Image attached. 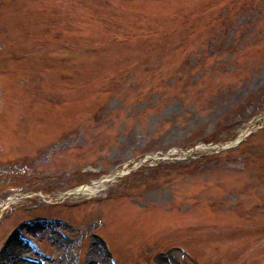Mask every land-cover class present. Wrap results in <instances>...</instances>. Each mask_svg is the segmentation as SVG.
I'll use <instances>...</instances> for the list:
<instances>
[{
  "label": "rangeland",
  "instance_id": "obj_1",
  "mask_svg": "<svg viewBox=\"0 0 264 264\" xmlns=\"http://www.w3.org/2000/svg\"><path fill=\"white\" fill-rule=\"evenodd\" d=\"M0 95V264H264V0H0Z\"/></svg>",
  "mask_w": 264,
  "mask_h": 264
},
{
  "label": "bare ground",
  "instance_id": "obj_2",
  "mask_svg": "<svg viewBox=\"0 0 264 264\" xmlns=\"http://www.w3.org/2000/svg\"><path fill=\"white\" fill-rule=\"evenodd\" d=\"M106 181H108V179ZM96 185L83 186V187H80L77 191L83 192V193H88L89 195L93 196V195H95L96 193L99 192V188L100 187L98 185L97 186ZM7 206L10 207L11 205H8L7 204ZM11 242L12 241H10L7 244V247L5 248L4 252L10 246V243ZM101 248L102 247H99L97 244H94L93 248L89 252V259H88V261H89L90 264L96 263L101 258V256L103 255V253L105 254L104 249H101ZM21 249H25V246L23 244H21L19 242H15V243L11 244V246H10L11 256L13 258L14 257L16 258L18 256V254L20 253ZM102 250H103V252H102ZM15 264H29V263L28 262L21 261V260H16V263Z\"/></svg>",
  "mask_w": 264,
  "mask_h": 264
}]
</instances>
